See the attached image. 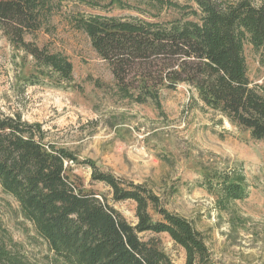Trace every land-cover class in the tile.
<instances>
[{
    "label": "trees",
    "instance_id": "1",
    "mask_svg": "<svg viewBox=\"0 0 264 264\" xmlns=\"http://www.w3.org/2000/svg\"><path fill=\"white\" fill-rule=\"evenodd\" d=\"M70 1L91 10L129 11L127 16L70 13L68 24L84 33L110 68L116 95L161 108L160 91L187 85L208 109L264 142V79L252 84L245 45L264 66V0H0V28L16 49L32 58L55 85L74 82L68 56L28 40L48 27ZM79 163L67 148L47 142L42 124L0 113V185L43 241L45 264H173L140 234H167L186 251V264H207L209 250L194 223L161 205L146 186L99 170L92 180L108 186L115 201H135L138 225L81 187L67 164ZM222 211L248 197L238 171H206L200 183ZM150 207L160 217L154 220ZM36 238V237H35ZM0 264H38L0 217Z\"/></svg>",
    "mask_w": 264,
    "mask_h": 264
},
{
    "label": "rangeland",
    "instance_id": "2",
    "mask_svg": "<svg viewBox=\"0 0 264 264\" xmlns=\"http://www.w3.org/2000/svg\"><path fill=\"white\" fill-rule=\"evenodd\" d=\"M108 1V0H106ZM129 16L132 12L91 10L67 1L48 27L28 40L69 57L74 82L55 85L31 57L12 46L0 28V113L40 123L47 142L75 153L79 163L94 162L100 171L152 190L168 211L192 221L209 250L207 264H264V142L232 125L199 100L195 90L179 85L160 91L161 108L120 99L108 65L89 38L67 22L70 13ZM251 83L261 84L260 54L245 45ZM68 163L78 184L138 225L135 201H115L112 190L92 180V169ZM206 171H238L248 185V197L232 202L228 211L200 186ZM154 220H159L150 207ZM0 217L6 228L38 264L49 255L18 202L0 185ZM36 237V238H35ZM173 264H186V251L167 234H140Z\"/></svg>",
    "mask_w": 264,
    "mask_h": 264
}]
</instances>
